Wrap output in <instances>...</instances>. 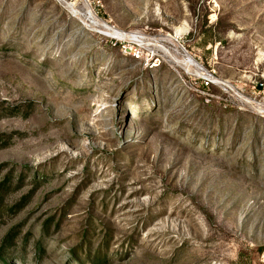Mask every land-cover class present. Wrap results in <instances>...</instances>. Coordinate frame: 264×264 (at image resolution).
Masks as SVG:
<instances>
[{
    "label": "rangeland",
    "instance_id": "obj_1",
    "mask_svg": "<svg viewBox=\"0 0 264 264\" xmlns=\"http://www.w3.org/2000/svg\"><path fill=\"white\" fill-rule=\"evenodd\" d=\"M0 264H264V0H0Z\"/></svg>",
    "mask_w": 264,
    "mask_h": 264
},
{
    "label": "bare ground",
    "instance_id": "obj_2",
    "mask_svg": "<svg viewBox=\"0 0 264 264\" xmlns=\"http://www.w3.org/2000/svg\"><path fill=\"white\" fill-rule=\"evenodd\" d=\"M119 34L122 35V36L124 35V33H119ZM188 58H190V57H188ZM191 61H192L193 63L196 62V60H195L194 58L191 59ZM192 62H191V63H192ZM194 65H195V64H194ZM197 65H198V64H197Z\"/></svg>",
    "mask_w": 264,
    "mask_h": 264
}]
</instances>
